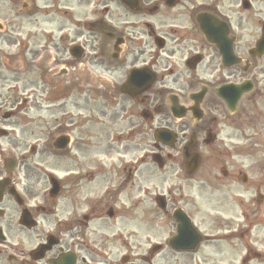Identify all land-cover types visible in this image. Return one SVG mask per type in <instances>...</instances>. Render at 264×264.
I'll return each mask as SVG.
<instances>
[{
    "label": "flooded vegetation",
    "instance_id": "1",
    "mask_svg": "<svg viewBox=\"0 0 264 264\" xmlns=\"http://www.w3.org/2000/svg\"><path fill=\"white\" fill-rule=\"evenodd\" d=\"M0 22L35 75L0 88V264H264V0H0ZM188 143L176 202L154 157Z\"/></svg>",
    "mask_w": 264,
    "mask_h": 264
},
{
    "label": "rangeland",
    "instance_id": "2",
    "mask_svg": "<svg viewBox=\"0 0 264 264\" xmlns=\"http://www.w3.org/2000/svg\"><path fill=\"white\" fill-rule=\"evenodd\" d=\"M32 47V45H29ZM27 58H29V54H27ZM10 60L8 59H1L0 60V88H34L35 87V78H34V73H25V74H18L19 71L15 69L10 68ZM26 96L31 98L30 94H27ZM4 111H8V109H5ZM30 112L33 115V110H30ZM4 141V140H3ZM3 141L0 140L1 143V148L3 147ZM210 158L209 157H204L203 160V165L208 166L210 165ZM182 165V159L180 155L175 156L169 163L166 164V167L162 172H159L155 167V174L153 178L154 182V190L155 192L158 193H164L165 188L168 186H171V191L173 192V200L178 202V195L175 193L173 189V185H179V181L184 179V176L182 177L181 173L178 172L179 166ZM164 179L170 180L167 181L166 183L163 182ZM181 203V202H180ZM179 203V204H180ZM184 206V205H181ZM185 208H189V206H184ZM204 213L210 211L209 206L204 205ZM195 211L192 210V213ZM161 216H156V219L158 222L161 221L160 219ZM196 222L198 223L200 221V217L194 216ZM205 222L207 219L204 220ZM203 251H208L209 253L211 252V249L205 248Z\"/></svg>",
    "mask_w": 264,
    "mask_h": 264
},
{
    "label": "water",
    "instance_id": "3",
    "mask_svg": "<svg viewBox=\"0 0 264 264\" xmlns=\"http://www.w3.org/2000/svg\"><path fill=\"white\" fill-rule=\"evenodd\" d=\"M174 110H176V111H172V115H179V110H180V108H174ZM185 157H186V159H187V170H188V173L189 174H191V173H193L195 170H196V168L198 167V164H199V157L198 156H188V154H185ZM178 216V215H177ZM176 216V217H177ZM177 219V221H178V228H177V233H178V236L176 237V239H179V237L180 238H182V237H184V238H189L190 239V234H192L193 233V230H192V228L190 227L189 228V226H190V224H189V221L187 220V222L188 223H186L184 220H182V218L181 217H178V218H176ZM189 225V226H188ZM182 226H186V228H187V230L185 231V230H182L181 228H182ZM184 233H186V234H184ZM200 239H197V238H195V240H194V245L196 246L198 243H200ZM192 243V244H193ZM187 250H189V248H187Z\"/></svg>",
    "mask_w": 264,
    "mask_h": 264
}]
</instances>
